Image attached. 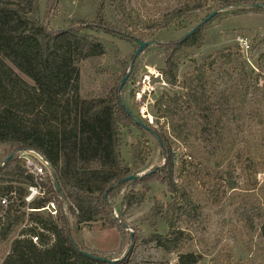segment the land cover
<instances>
[{
	"label": "rangeland",
	"instance_id": "1",
	"mask_svg": "<svg viewBox=\"0 0 264 264\" xmlns=\"http://www.w3.org/2000/svg\"><path fill=\"white\" fill-rule=\"evenodd\" d=\"M101 1L39 0V9L35 15L51 29L69 27L77 20L94 23ZM104 1H107L106 12L109 18L119 23V17L109 4L110 1ZM126 1L129 8L141 15L143 23L124 30V36L104 30L89 31L104 43L106 54L100 64L94 59L80 62V93L83 96L104 95L113 87L118 77L123 78L139 47L134 39L161 42L160 45L148 47L137 57L133 71L121 90V97L127 107L139 119L142 118L145 125L155 132H164L169 138L172 151L177 157L176 181L189 190L196 204L197 216L180 217L178 224L190 233L189 241L180 250L167 252L150 242L149 237L154 230L144 218L155 206L166 205L174 198L166 184L154 180L149 182L146 199L139 206L127 210L124 221L119 220L128 226L124 228V232L119 225L111 226L108 220L86 223L77 231L74 227L75 220L64 214L74 240L92 252L117 259L126 254L133 231L131 257L134 261L177 264L181 253L194 252L201 257L199 264H264V239L260 234L264 215L259 213L264 210L263 99L254 87L255 77L242 59L236 42V37L245 33L253 39L255 47L262 45L264 11L248 12L246 10L253 3L240 0ZM185 4L180 18L176 13ZM216 10L219 11L218 14L200 28V41L204 46L183 49L177 54L178 82L172 85L162 73L171 51L167 48L172 49L176 42L181 41ZM172 17L176 18V22L169 27L155 29L149 26L154 21ZM229 54L232 56L231 62L228 61ZM5 62L28 84L33 85L29 77L20 73L8 61ZM211 62L213 65L207 68L204 87L201 88L198 80L193 81L191 77L196 66L204 63L207 66ZM242 86L248 88L249 96L245 102L235 101L232 93ZM190 89L198 92L206 103L211 104L224 101V92L227 93L230 101L226 105L225 115L214 108V116L209 119L213 125H217V133L211 126L204 131L202 128H195L197 123L189 116L199 114L191 111L186 116L190 136H175L170 118L158 110L156 101L162 95H187ZM164 108L165 106L162 109ZM177 109L180 112L179 105ZM188 114V110L182 112V116ZM121 133L124 165H135L133 146L141 143L146 164L134 174H147L165 164L166 153L151 132L129 124L122 126ZM11 152L8 146H0V163ZM17 156L25 161L29 153L20 152ZM10 170L13 171L14 166ZM49 173L47 168L45 180ZM230 181L236 183L234 189L229 188ZM3 185H7V182L0 181V186ZM133 189L144 190L141 183H127L113 199L118 208L122 205L123 196ZM52 201L60 214L58 199L53 197ZM63 207V211L68 213L66 206ZM39 213L46 217L52 215L48 209ZM157 229L166 233L168 226L160 220ZM7 250L8 247L0 245V264Z\"/></svg>",
	"mask_w": 264,
	"mask_h": 264
},
{
	"label": "trees",
	"instance_id": "2",
	"mask_svg": "<svg viewBox=\"0 0 264 264\" xmlns=\"http://www.w3.org/2000/svg\"><path fill=\"white\" fill-rule=\"evenodd\" d=\"M109 1L119 17V23L109 18L107 1L102 0L96 10L94 23L77 20L69 27L51 29L35 15L39 0H0V146H8L11 153L17 149H33L42 153L54 166L56 177L68 200V213H65V205L49 169L48 178L42 183L43 197L27 203V188L36 185L34 176L27 173L25 161L17 155L6 163L0 169V181L7 182V185L0 186V197L9 196L13 191L17 196L13 199L9 197L7 207L0 203V213L4 212V218L0 220V245L8 247L1 264H163L134 261L131 257L133 250L115 263L89 257L81 249L98 256L103 254L92 252L76 242L64 215L75 220L77 231L86 223L108 220L111 226L119 225L124 232V222L119 220L124 221L125 212L146 199L149 182L154 180L166 184L174 198L166 205L155 206L144 218L154 230L149 241L167 252H174L190 239V233L178 221L183 215L188 218L197 216L196 204L189 190L176 181L177 157L164 132L157 131L160 142L153 136L166 153L165 164L142 178L131 180L134 184L141 183L144 190L133 189L125 194L120 208L113 199L130 181L122 183L105 196L116 181L138 172L146 164L141 143L133 146L135 165L130 167L123 163L121 128L137 124L126 113L118 98L122 76L104 95L83 96L80 93V62L94 59L100 64L106 54L104 43L89 31L104 30L124 36V30L143 23L141 15L129 8L126 0ZM240 2L255 4L264 3V0ZM185 6L176 14L182 16ZM246 11H264V8L250 7ZM175 20L174 17L157 20L149 26L161 29L175 24ZM200 34L199 29L176 42L172 49L167 48L169 46L166 44V48L171 51L162 73L172 85L178 82L177 54L183 49L203 47ZM134 41L139 46V39ZM227 57L231 62L232 56L229 54ZM5 60L29 77L33 85L28 84ZM212 65L213 62L207 66L204 63L195 68L191 78L193 81L198 80L201 88L204 87L207 68ZM236 91L232 93L235 101L245 102L249 96L248 88L242 86ZM224 94V101L211 104L190 89L187 95H162L156 105L160 112H164V116L170 118L173 134L188 138L191 131L187 117L191 111L199 114L189 116L197 123L195 128L204 131L211 126L217 133V125H213L209 119L214 116V108L225 115L230 98L226 92ZM187 110L189 114L182 116V112ZM140 120L143 122L142 118ZM13 166L12 171L10 169ZM235 187L236 183L230 181L229 188ZM53 197L59 202V216L46 217L39 213L42 211L27 210L42 209L52 202ZM259 213L263 216L264 210ZM160 220L168 226L166 233L157 229ZM260 234L264 239V222L260 224ZM31 235H38L39 242H34ZM200 261V255L187 252L178 256L177 264H199Z\"/></svg>",
	"mask_w": 264,
	"mask_h": 264
},
{
	"label": "built area",
	"instance_id": "3",
	"mask_svg": "<svg viewBox=\"0 0 264 264\" xmlns=\"http://www.w3.org/2000/svg\"><path fill=\"white\" fill-rule=\"evenodd\" d=\"M237 47L245 63L248 64L250 70L252 71L255 81L254 87L260 93L261 99H263V115H264V42L259 45L258 48L254 46L253 39H251L247 34L241 33L236 37ZM29 156L25 158V167L27 173L31 174L35 178L36 185L28 186L29 193L25 197L27 203L33 201L36 196L43 197L44 188L42 183L46 178V169L49 168L47 163L33 151H26ZM17 196L16 192L13 191L9 196H1V205L7 207L9 204V197L15 198ZM48 209L52 215L57 213L56 205L52 201L48 203L42 209H27L28 211H42ZM4 212L0 213V220L4 218ZM31 226V224H29ZM43 231V230H42ZM34 242L38 243V235H31Z\"/></svg>",
	"mask_w": 264,
	"mask_h": 264
},
{
	"label": "water",
	"instance_id": "4",
	"mask_svg": "<svg viewBox=\"0 0 264 264\" xmlns=\"http://www.w3.org/2000/svg\"><path fill=\"white\" fill-rule=\"evenodd\" d=\"M250 7H257V8H264V3H256V4H252V5H249ZM218 10L210 13L207 17H205L198 25H196L189 33H187L183 39L193 35L196 31H198L205 23H207L211 18H213L214 16H216L218 14ZM161 42L158 41V40H151V41H140L139 40V47L138 49L136 50V52L134 53V56H133V59L130 63V66L127 70V72L125 73V75L123 76L122 80H121V83L119 85V88H118V98H119V101L122 105V107L125 109L126 113L133 119V121L137 124V125H140L142 126L144 129L150 131L155 137L156 139L160 142V137L158 135L157 132H155L154 130H152L151 128H149L147 125H145L128 107L127 105L124 103L122 97H121V90L123 89L124 85L127 83L132 71H133V68H134V65L136 63V59L137 57L145 50L147 49L148 47H151V46H154V45H160ZM25 151H33L34 153H36L37 155H39L48 165L49 169L51 170V173L52 175L54 176V179H55V184H56V187L59 191V193L61 194V197H62V200H63V203L65 206H67V203H68V200H67V197L61 187V184L60 182L58 181L57 177H56V172H55V168L54 166L49 162V160L47 159V157H45L42 153L38 152V151H35L33 149H17L16 151H14L13 153H11L10 155H8L2 163H0V169L6 164L8 163L12 158H14L17 154H19L20 152H25ZM146 173H143V174H132V175H129L125 178H122V179H119L118 181H116L112 187L106 192V197L108 196V193L109 191L117 188L119 185H121L122 183L124 182H127V181H131V180H134V179H137V178H142ZM123 225L128 228V226L123 223ZM133 239H134V232L132 231L131 232V243L129 245V248L126 252V254L121 257V258H117V259H112V258H107V257H103V256H98V255H94L90 252H87L85 250H82L81 251L86 254L87 256L89 257H92V258H95V259H98V260H101V261H107L109 263H115L117 261H120L122 260L123 258H125L130 252H131V248L133 246ZM74 245L75 242H73Z\"/></svg>",
	"mask_w": 264,
	"mask_h": 264
}]
</instances>
